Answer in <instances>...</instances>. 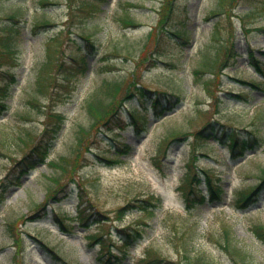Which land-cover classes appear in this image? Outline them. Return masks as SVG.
<instances>
[{
	"label": "rangeland",
	"instance_id": "rangeland-1",
	"mask_svg": "<svg viewBox=\"0 0 264 264\" xmlns=\"http://www.w3.org/2000/svg\"><path fill=\"white\" fill-rule=\"evenodd\" d=\"M173 1V17L159 24L166 0H0V27L10 13L19 22L13 58L0 68V79L7 78L2 83L6 109L0 114V192L8 184L0 203V264H104L108 253L99 259L101 242L116 255L107 256L114 264H132L148 250L182 261L183 244L190 255L207 253L214 264H264V242L250 229L264 226V191L244 210L228 202L231 190L258 181L264 144L256 152L233 155L225 144L196 141L192 134L215 120L264 138V73L252 64L264 65V0H233L225 7L219 0ZM126 17L135 24L124 23ZM178 30L182 38L172 33ZM121 79L133 93L139 84L164 90L168 94L161 95L171 101L170 94L180 99L161 113L149 97H129L121 90L117 101L146 110V130L139 134L134 124L125 125L131 122L125 107L121 118L93 125L86 100L100 92L104 80ZM51 109L62 121L44 162L11 183L18 175L16 160L54 122L48 118ZM172 130L186 132V138L164 144L159 152ZM116 142L129 144V153L119 156ZM187 164L199 174L208 170L227 196L195 200L187 208L181 187ZM62 186L69 195L47 193ZM42 204L45 210L32 216ZM55 211L68 216L64 226ZM224 227L231 244L245 253L244 261L219 245ZM135 230L142 232L139 238L122 239ZM94 234L100 239H92ZM41 241L60 259L44 253Z\"/></svg>",
	"mask_w": 264,
	"mask_h": 264
},
{
	"label": "trees",
	"instance_id": "trees-1",
	"mask_svg": "<svg viewBox=\"0 0 264 264\" xmlns=\"http://www.w3.org/2000/svg\"><path fill=\"white\" fill-rule=\"evenodd\" d=\"M233 0H219V6L225 7V4L231 3ZM42 4H47L48 0H40ZM183 9V8H182ZM18 11V10H16ZM161 11H165L166 15H160L159 24H162L165 22L166 18H169V16L173 17V14L175 13V5L173 0H166V2L162 4ZM216 11V10H214ZM220 12H215L214 14H218ZM225 13V12H221ZM160 14V13H159ZM17 14L10 13L7 15L6 19H8L9 22L6 24L3 23V25L0 27L3 29V31H0V67H2L8 60L13 58L14 53V47L16 43V32L19 30L18 28V21L16 20ZM170 17V18H171ZM48 20H43L41 23L46 24ZM124 23L128 25H134L135 21L131 18H123ZM167 23V22H166ZM169 30H172V26L167 27ZM168 30V31H169ZM178 38L183 37V32L180 30L178 31H172ZM90 37V36H89ZM170 39V34L168 36ZM186 39L187 37L184 36ZM84 39L88 42L91 41L88 36H84ZM90 48H93V43L90 42L89 44ZM224 45V44H223ZM226 45H224L225 47ZM227 48H225V51ZM228 56V55H227ZM84 57H82V62L84 63ZM50 61V59H49ZM52 61V60H51ZM50 61V62H51ZM253 65L258 69V71H261L264 73V65H260L259 62L252 61ZM2 65V66H1ZM214 65V64H213ZM52 66V62H51ZM50 67V66H49ZM12 77L11 80L14 81V76L10 74ZM6 78H1L0 83H5ZM126 83L125 79L121 80H113V81H107L104 80L103 84L100 87V92L97 94L95 93L93 97H89L86 100L85 108L87 110L88 115L93 119V125H96L98 123H105L108 120L116 119L120 116L121 107L124 106V101H117L118 93L121 90L128 91L126 94L129 97H132L134 95L139 96L140 98L149 97L151 99L152 105L154 108L157 109V107L161 108L159 111H163L166 108H170V106H175L180 96L177 94H170L174 96V100L171 101V98L169 96H162L161 94H168L164 90H152L144 85L134 84V93L131 92V90H127L129 87L126 86L124 89V84ZM256 87H258L257 84H254ZM6 86H0V106H4V104L1 102V97L5 96L7 94ZM101 93V95H100ZM153 93V96L151 94ZM242 96V94H239V96ZM168 102V106L161 105L164 103V101ZM163 108V109H162ZM129 115L133 119V122L135 124L144 125L145 123V116L146 112L138 109V108H130L128 107ZM48 118H53L54 122L47 125L46 128L43 129L42 134L37 135L33 144L29 147V149L24 153V155L17 159L16 165L18 168V173H25V170L27 167H31L36 163L37 161H42L46 153L53 142L56 134L58 133L61 121H62V114L51 111L49 112ZM230 127V128H228ZM228 127H225L224 124L221 122L215 121V120H208L204 125H202L200 128H197L192 132L194 139H214L215 141H218L220 143H227L229 147H231V151H234V149H240L242 151L245 150H252L259 148L264 143V138L257 135L252 130H247L246 134L239 133L237 128H233L231 125H228ZM80 131L85 134L86 131L84 129H80ZM28 136H31V133H27ZM45 135V136H44ZM186 132L181 130H172L169 132L159 143V152L162 149V146L168 142L175 141V140H182L186 138ZM27 140H25L26 143ZM208 141V140H206ZM205 141V142H206ZM123 154H127L128 151L123 150L121 151ZM160 154V153H159ZM191 159H194L193 154ZM208 191H209V198L210 200H221L222 195L224 194V188L217 182H213L211 176L207 171H204ZM258 181L254 185H250L247 187H243L239 190H235L234 192V200L240 208H244L248 206L253 200L257 199L259 197V194L262 190H264V168L261 169V172L257 175ZM195 174H191V170L189 167V164H187L186 171L183 173L182 178V187L185 189L186 193V202L187 204H191L195 200L198 199V201L201 199L204 200V196L201 193L195 194L194 188L195 185L192 186V180L195 181ZM194 187V188H193ZM51 188V187H50ZM48 189L47 193L51 194L53 197L56 193V189ZM5 191V188L2 189V192L0 194V203L3 201V193ZM194 196L191 198L190 196ZM203 197V198H202ZM131 203H128L127 205L123 206L124 208L126 206H130ZM121 207V208H123ZM44 208L43 204L40 207H37L33 210V215L35 216L38 213L39 210ZM120 208V209H121ZM60 219L64 217L63 214L58 215ZM12 223L10 221L7 222V225L9 229H11ZM252 233L260 239L262 242H264V226L262 224H254L251 227ZM224 237L222 238L221 242H219V245L225 249L227 252L229 251L232 257H237L241 261H244L245 253L242 252V250L236 246H233L231 244L230 239V231L228 228L224 227L223 230ZM140 235V232L138 233L136 230L132 231L131 233H125L123 235L127 238L135 239ZM132 242V241H131ZM101 248H104V251H107L109 253L110 249L105 243H101ZM183 252H184V258L182 261H173L171 259H167L166 257L159 256L158 253H156L154 250H148L147 255L145 253L144 257L142 256L140 259H138L136 264H214L212 258L207 255V253H195L194 255H190V251L186 248L185 244H183ZM115 257V256H114ZM107 263L111 262L110 259L106 260ZM110 264H113L112 262Z\"/></svg>",
	"mask_w": 264,
	"mask_h": 264
}]
</instances>
